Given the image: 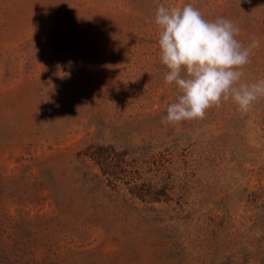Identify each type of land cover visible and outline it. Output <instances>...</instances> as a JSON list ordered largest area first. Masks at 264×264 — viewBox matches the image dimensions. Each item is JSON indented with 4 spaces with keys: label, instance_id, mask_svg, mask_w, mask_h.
I'll return each mask as SVG.
<instances>
[{
    "label": "rangeland",
    "instance_id": "1",
    "mask_svg": "<svg viewBox=\"0 0 264 264\" xmlns=\"http://www.w3.org/2000/svg\"><path fill=\"white\" fill-rule=\"evenodd\" d=\"M161 4L257 38L264 80V0H0V264H264V97L162 123Z\"/></svg>",
    "mask_w": 264,
    "mask_h": 264
},
{
    "label": "clouds",
    "instance_id": "2",
    "mask_svg": "<svg viewBox=\"0 0 264 264\" xmlns=\"http://www.w3.org/2000/svg\"><path fill=\"white\" fill-rule=\"evenodd\" d=\"M155 24L160 29V60L168 69L164 81L174 84L178 93L162 123L202 119L207 109L229 99L247 111L264 97V80L240 83L242 69L260 41L253 38L245 46L236 38L240 29L232 20L208 21L191 4L172 8L161 4Z\"/></svg>",
    "mask_w": 264,
    "mask_h": 264
},
{
    "label": "trees",
    "instance_id": "3",
    "mask_svg": "<svg viewBox=\"0 0 264 264\" xmlns=\"http://www.w3.org/2000/svg\"><path fill=\"white\" fill-rule=\"evenodd\" d=\"M109 156L110 154L103 152V153H100L99 155L95 154L94 159L97 161L99 165L102 166L106 174L116 175V171L113 170L114 168L111 167L112 166L111 162H109ZM147 195H150V194H145V195L143 194V197H147Z\"/></svg>",
    "mask_w": 264,
    "mask_h": 264
}]
</instances>
